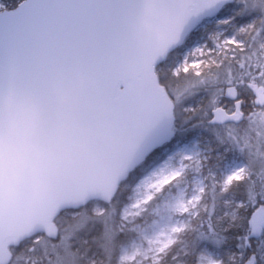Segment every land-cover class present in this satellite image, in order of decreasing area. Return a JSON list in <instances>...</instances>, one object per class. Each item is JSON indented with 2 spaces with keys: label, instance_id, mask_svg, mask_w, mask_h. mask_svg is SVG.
Wrapping results in <instances>:
<instances>
[{
  "label": "water",
  "instance_id": "1",
  "mask_svg": "<svg viewBox=\"0 0 264 264\" xmlns=\"http://www.w3.org/2000/svg\"><path fill=\"white\" fill-rule=\"evenodd\" d=\"M234 0H24L0 13V264L56 237L55 219L120 184L163 142L174 108L157 68ZM213 110L212 125L244 113ZM264 235V208L251 219Z\"/></svg>",
  "mask_w": 264,
  "mask_h": 264
},
{
  "label": "trees",
  "instance_id": "2",
  "mask_svg": "<svg viewBox=\"0 0 264 264\" xmlns=\"http://www.w3.org/2000/svg\"><path fill=\"white\" fill-rule=\"evenodd\" d=\"M3 1L6 9H14L23 0ZM241 14H243V8L238 6L235 0L227 4L218 16L235 17L237 20ZM262 14L254 13L257 18L256 25L243 36L250 43L247 50L236 51L235 56L228 53L225 57H221L219 62L204 67L200 73L188 70L180 71L175 75V59L182 49L178 47L157 68L160 83L167 89L174 104L173 125L178 129L175 134L192 137L200 132L203 145L207 146L206 141L211 143L212 156L215 157L221 153L228 158L239 155L241 160H245L249 165L247 176L234 180L224 189L214 184V180H207L206 195L202 202L205 204L204 209H201L199 216L193 221L192 229L179 235V239L171 246L160 264H197V256L205 247L219 253L224 264H244L252 258L255 259V264H264V236L256 240L251 234L252 214L264 205V121L250 123L255 127L248 133L244 128L254 110L264 112V105L261 106L258 103L255 91L250 88L252 79L256 87L264 89V73L256 72L251 78L241 76V73L237 71L240 69L241 62L249 65L251 58H254L253 61L259 60L260 64L264 62V50L261 43L264 36V15ZM228 25V23L223 24L224 27ZM211 28L212 26H207L204 32L201 29L191 32L187 37V44L196 35L206 37L211 32ZM214 37L209 39V44L214 43ZM208 56L210 55L206 57ZM224 69L232 73L231 83H227V79L232 78L231 75L220 80L221 71ZM204 81L205 84L201 85L200 83ZM196 83L197 86H194ZM183 85H186V94L179 102L175 92L180 91ZM229 85L235 86L236 90L232 89V94L226 97L224 95ZM237 101L241 102V108L245 111L243 123L239 125L242 129L239 132L227 130L224 125L213 126L202 121L204 114L211 115L212 105L224 106L231 112ZM231 124L233 123L226 125ZM213 127L216 128L212 132ZM164 147L155 150L121 183L110 203L91 201L80 210L60 214L56 219L59 235L67 225H76L78 217L72 216L73 212H78L80 215L87 214L84 225L74 231L68 241V262L118 264L121 246L131 239V232L128 234L124 232L125 229H120L119 215L123 207L128 204L131 187L142 175L144 167L161 158ZM226 149H228L227 152ZM98 205L102 212L99 208L95 209ZM59 235L56 238H49L40 234L24 240L18 246L11 247L10 264L18 261L22 264L24 261L29 264L33 262L45 264L46 257L54 255L53 252L51 253L50 246L51 243L55 244L59 241Z\"/></svg>",
  "mask_w": 264,
  "mask_h": 264
},
{
  "label": "rangeland",
  "instance_id": "3",
  "mask_svg": "<svg viewBox=\"0 0 264 264\" xmlns=\"http://www.w3.org/2000/svg\"><path fill=\"white\" fill-rule=\"evenodd\" d=\"M236 4L243 8V14L237 20L235 17L216 16L198 23L196 31L201 29L204 32L207 26H212L211 32L206 37L196 35L186 48L181 49L174 63L175 75L188 70L200 73L204 67L219 62L220 58L228 53L235 56L236 51L247 50L250 47L248 39L243 36L256 25L257 18L254 13L264 15V0H236ZM10 10L12 9H6L4 1L0 0V13ZM225 23L229 24L228 27L223 26ZM213 36L214 43L209 44V39ZM261 40L264 50V36ZM207 55L210 56L206 57ZM253 60L254 58L249 60L251 61L249 65L241 62L240 69L237 70L241 76L252 78L256 72L264 73V62L260 64L259 60ZM227 75L232 76L227 79V83H231L233 75L226 69L221 71L220 80H224ZM200 84H205V81ZM194 86H197V83ZM250 88L255 91L258 103L264 105V89L256 87L252 79ZM186 89V85H183L180 91L175 92L179 102L185 97ZM232 89L236 90L235 86L229 85L224 96L229 97ZM217 107L219 106L212 105L211 115L204 114L202 121L210 124L212 112ZM239 111L243 112L245 117V111L241 106ZM259 121H264V112L254 110L244 126L245 132L248 133L255 127L250 123ZM241 123L243 121L224 126L227 130L239 132L242 129L239 127ZM214 128L216 127L211 128L212 132ZM177 130L172 123L165 141L161 144L162 147L165 146L162 148L161 158L148 163L142 175L131 187L129 202L123 207L118 222L121 230L125 229L124 232L128 234L131 232V239L121 246L118 264H160L171 246L179 239V235L192 229L193 221L199 216L201 209H204L205 204L202 202L206 195L207 180H214V184L224 189L234 180L241 179L249 173V165L245 160H241L239 155L228 158L221 153L214 157L211 143L206 141L207 146L203 145L200 132L192 137L182 134L177 136L175 134ZM261 207L264 208V205ZM98 208L100 209L99 205L95 207ZM100 210L102 212V209ZM77 214L78 212L72 213V216L78 217L76 225H67L61 231L59 241L51 243L50 250L54 255H48L45 264H73L68 262V241L74 231L84 225L87 216L86 213ZM106 226L108 227L107 224ZM252 231L251 227V234ZM23 264L29 263L24 261ZM197 264L224 262L219 253L205 247L197 256ZM244 264H255V259L252 258Z\"/></svg>",
  "mask_w": 264,
  "mask_h": 264
},
{
  "label": "flooded vegetation",
  "instance_id": "4",
  "mask_svg": "<svg viewBox=\"0 0 264 264\" xmlns=\"http://www.w3.org/2000/svg\"><path fill=\"white\" fill-rule=\"evenodd\" d=\"M186 43V40L184 41V44Z\"/></svg>",
  "mask_w": 264,
  "mask_h": 264
}]
</instances>
